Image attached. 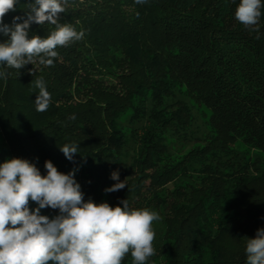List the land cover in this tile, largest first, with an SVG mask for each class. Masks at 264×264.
<instances>
[{"label":"trees","instance_id":"obj_1","mask_svg":"<svg viewBox=\"0 0 264 264\" xmlns=\"http://www.w3.org/2000/svg\"><path fill=\"white\" fill-rule=\"evenodd\" d=\"M239 2L68 0L60 23L85 30L82 40L58 47L54 66L0 64V164L27 159L42 175L46 160L65 174L79 166L85 201L161 211L146 264H246L247 238L264 228V14L251 31L235 19ZM52 30L33 23L29 34ZM40 77L45 112L34 104ZM175 139L191 140L177 157ZM71 143L75 163L60 151ZM116 170L128 187L106 193Z\"/></svg>","mask_w":264,"mask_h":264},{"label":"clouds","instance_id":"obj_2","mask_svg":"<svg viewBox=\"0 0 264 264\" xmlns=\"http://www.w3.org/2000/svg\"><path fill=\"white\" fill-rule=\"evenodd\" d=\"M134 2L143 5L147 0ZM67 3L32 0L24 16H14L11 24H6L4 18L16 11L18 0H0V35L7 38L0 42V64L18 71L37 60L41 65L54 66L59 58L58 47H67L85 36V30L60 23ZM262 14V0H240L234 13L241 25L257 33ZM46 22L54 30L44 38L30 36L33 23L42 26ZM7 75L0 71V77L6 79ZM33 83L39 89L36 111L45 112L51 94L42 77ZM78 148L76 143L64 144L60 151L75 163ZM44 167L46 175L23 158L0 164V264H122L129 253L132 264H146L156 254L153 222L161 219L156 211L130 209L127 199L114 207L107 202L85 201L75 179L79 166L67 174L58 171L51 160H46ZM110 178L116 183L105 188L106 193L128 187L126 178L120 180L119 170L113 171ZM30 202L37 207L30 209ZM46 208L58 210V214H41ZM245 252L246 264H264V228L256 231L255 238H247Z\"/></svg>","mask_w":264,"mask_h":264},{"label":"rangeland","instance_id":"obj_3","mask_svg":"<svg viewBox=\"0 0 264 264\" xmlns=\"http://www.w3.org/2000/svg\"><path fill=\"white\" fill-rule=\"evenodd\" d=\"M190 146H191V140H180V139L176 140L175 139L174 141L171 142L169 149H170L172 156L177 157V155H179L182 152H184L185 150H187ZM149 210L156 211L160 215V217L162 218V212L161 211H159L157 209H149ZM153 229L156 233L155 240H157L158 237L160 238V235H162V230H163V225H162L161 219L159 221L153 222Z\"/></svg>","mask_w":264,"mask_h":264}]
</instances>
